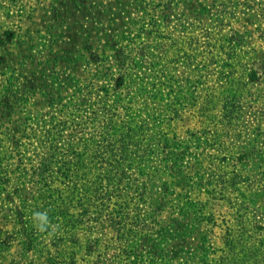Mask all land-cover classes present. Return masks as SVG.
Masks as SVG:
<instances>
[{"label":"rangeland","instance_id":"374dc122","mask_svg":"<svg viewBox=\"0 0 264 264\" xmlns=\"http://www.w3.org/2000/svg\"><path fill=\"white\" fill-rule=\"evenodd\" d=\"M119 48L125 102L112 125L167 134L179 169L162 174L164 196L151 180L161 157L128 160L125 180L91 184L65 227L41 232L22 184L30 152L14 148L31 139L24 118L48 120L74 85L93 95L113 88L121 74L107 61ZM27 80V102H15ZM169 108L177 120L165 118ZM106 128L83 130L91 182L118 158L93 148ZM158 225L166 244L156 264H264V0H0V264H147Z\"/></svg>","mask_w":264,"mask_h":264},{"label":"trees","instance_id":"16d2710c","mask_svg":"<svg viewBox=\"0 0 264 264\" xmlns=\"http://www.w3.org/2000/svg\"><path fill=\"white\" fill-rule=\"evenodd\" d=\"M125 55L122 49H115V52L109 56L113 59L107 61L109 74H112V69L117 67L118 73L120 72L121 74L120 79H114L113 88H102L101 93L93 95L90 92L81 94V87L77 86L75 89L76 85H74L71 101L66 104H58V112L49 116L48 120L46 119L47 117H36L34 122L31 123L30 116L24 118L26 122H24L21 130L25 133L27 131L31 132V139L25 143L17 140L14 143L15 150H19L22 147L25 152H30V156L23 157L25 164L21 171L25 180L22 184L29 192H33L36 207L39 208V212L47 213L49 222L62 224L65 227L68 222L69 212L74 209L76 194L79 193V198L76 201L81 200L86 188L91 184L96 183L99 185L105 183L109 185L108 181H112V177H115L118 182L125 180L126 170L124 163H128V160L140 165L144 162V157L148 155L154 158L161 157L164 169L162 167L157 169L154 172L157 175L153 176L151 180L153 183L160 182V189L164 196L169 187L162 180V174L166 171H171L168 174L169 176L175 174L177 169H179L176 158L178 147L176 144H172L167 134L157 132L155 129H148L144 132L141 125H133V122L122 126L112 125L113 120L118 119V114H111L110 112L114 110L117 113V106L125 102L120 96V89L124 85L122 81L125 73L124 67L127 62ZM95 57L100 61L101 57L98 55H95ZM109 57H107L108 60H110ZM112 61L114 64H111ZM105 76L108 77L107 74ZM33 86L34 84L27 80L25 90L19 96L13 98L15 102H27L28 96L31 94L28 89ZM111 89L115 92L113 96L115 98L111 100L113 105L108 106L109 110L107 113L98 115L99 108L102 106L103 109L107 108L106 102L110 98ZM60 97L61 93L58 91L55 100ZM8 109H10V106ZM87 109H90V113L93 116L83 115ZM166 112L168 114L165 118L168 121L177 120L180 116V112L176 108H169ZM10 113L8 112V116ZM90 121L104 128L111 127L110 132L106 134L104 144L102 143V146L93 148L96 150L98 148L104 149L105 145V149H116V151H119L116 160L110 159L108 164L105 163L107 167L106 176L103 179H94V182L88 181L84 177V169L87 168L88 161V157L84 153L92 147H89L90 144H86L83 130ZM131 121L134 120L131 119ZM76 144L79 145L77 147L79 151L76 150ZM130 145L134 147L133 156L131 154L129 156L127 152ZM109 152L107 151V153ZM91 159L97 165L96 156L91 157ZM148 161H151V159ZM100 165H103L102 162H100ZM120 199L123 208L130 203L121 196ZM26 209L28 208L26 207ZM156 233L160 238H156L149 245V252L145 259L147 264H156L163 261L162 257L166 241L164 229L161 225H158ZM126 251L127 247L124 252L126 253Z\"/></svg>","mask_w":264,"mask_h":264},{"label":"clouds","instance_id":"9594fccd","mask_svg":"<svg viewBox=\"0 0 264 264\" xmlns=\"http://www.w3.org/2000/svg\"><path fill=\"white\" fill-rule=\"evenodd\" d=\"M34 220L39 231L44 232L49 228V218L46 212L34 213Z\"/></svg>","mask_w":264,"mask_h":264}]
</instances>
